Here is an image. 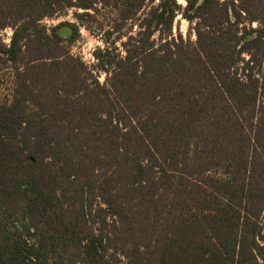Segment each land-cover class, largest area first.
Instances as JSON below:
<instances>
[{
    "label": "trees",
    "instance_id": "1",
    "mask_svg": "<svg viewBox=\"0 0 264 264\" xmlns=\"http://www.w3.org/2000/svg\"><path fill=\"white\" fill-rule=\"evenodd\" d=\"M114 1L0 0V264H264V0ZM98 4L103 84L41 23Z\"/></svg>",
    "mask_w": 264,
    "mask_h": 264
},
{
    "label": "rangeland",
    "instance_id": "2",
    "mask_svg": "<svg viewBox=\"0 0 264 264\" xmlns=\"http://www.w3.org/2000/svg\"><path fill=\"white\" fill-rule=\"evenodd\" d=\"M114 2H116V0ZM177 3L181 7L185 6L184 0H177ZM143 13V10H141L133 19L123 21L119 17L118 9L113 8L112 5L104 6L98 4L94 11L88 12L89 16L83 15L81 19L77 16L82 15V11L70 9L55 17L44 19L41 23L46 28L54 27L60 23H71L78 27V38L72 43L64 41L63 46L74 58L79 59L89 67L93 76L97 78L100 84H103L106 75L104 72L98 71L95 68L97 61L95 60L93 53L97 49H105V47H107V42L109 43V46L110 43H113L112 47L116 49L115 54L123 56L124 50L121 45L128 37H137V34L140 31V23H142ZM177 31L183 36H186L188 31V23L180 16H177L174 23L173 32L177 33ZM10 35L11 31L9 29L0 31V39L2 43L8 44ZM155 38L156 35L153 36V39ZM8 73L9 72L6 70L0 71V93H6V89L9 86L10 78ZM97 202L98 201L93 202V209L101 207ZM69 216H73V214L66 212V218Z\"/></svg>",
    "mask_w": 264,
    "mask_h": 264
}]
</instances>
